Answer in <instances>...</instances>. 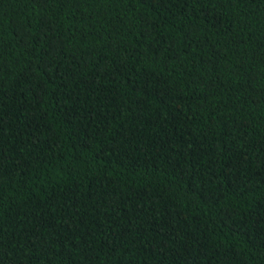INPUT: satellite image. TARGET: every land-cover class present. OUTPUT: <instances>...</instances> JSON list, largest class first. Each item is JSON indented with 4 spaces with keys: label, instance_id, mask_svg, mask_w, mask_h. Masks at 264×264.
Listing matches in <instances>:
<instances>
[{
    "label": "trees",
    "instance_id": "obj_1",
    "mask_svg": "<svg viewBox=\"0 0 264 264\" xmlns=\"http://www.w3.org/2000/svg\"><path fill=\"white\" fill-rule=\"evenodd\" d=\"M0 264H264V0H0Z\"/></svg>",
    "mask_w": 264,
    "mask_h": 264
}]
</instances>
